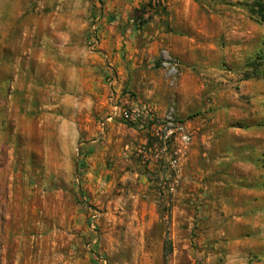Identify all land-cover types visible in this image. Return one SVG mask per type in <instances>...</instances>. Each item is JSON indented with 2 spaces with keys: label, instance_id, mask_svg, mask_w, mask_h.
<instances>
[{
  "label": "rangeland",
  "instance_id": "1",
  "mask_svg": "<svg viewBox=\"0 0 264 264\" xmlns=\"http://www.w3.org/2000/svg\"><path fill=\"white\" fill-rule=\"evenodd\" d=\"M147 1L0 0V264H264V17ZM110 70L194 130L173 194L99 128Z\"/></svg>",
  "mask_w": 264,
  "mask_h": 264
},
{
  "label": "built area",
  "instance_id": "2",
  "mask_svg": "<svg viewBox=\"0 0 264 264\" xmlns=\"http://www.w3.org/2000/svg\"><path fill=\"white\" fill-rule=\"evenodd\" d=\"M164 3V0H160ZM115 77L109 72L107 78L108 111L98 123L101 130L108 124L125 126L143 136L140 144L125 145L124 151L133 149L143 166L153 172L152 181L157 182L159 194H173L181 179V158L195 138L194 130L180 120L172 108L160 111L158 107L140 98H126L114 89Z\"/></svg>",
  "mask_w": 264,
  "mask_h": 264
},
{
  "label": "trees",
  "instance_id": "3",
  "mask_svg": "<svg viewBox=\"0 0 264 264\" xmlns=\"http://www.w3.org/2000/svg\"><path fill=\"white\" fill-rule=\"evenodd\" d=\"M160 0H148L147 3L144 4V6L140 7L138 12L140 13L139 16H141L144 13V10L146 9H152L155 10L158 7H160ZM255 5L257 7V11L261 17H264V0H255Z\"/></svg>",
  "mask_w": 264,
  "mask_h": 264
},
{
  "label": "crops",
  "instance_id": "4",
  "mask_svg": "<svg viewBox=\"0 0 264 264\" xmlns=\"http://www.w3.org/2000/svg\"><path fill=\"white\" fill-rule=\"evenodd\" d=\"M261 209H262V208H261ZM261 209H258V210L261 211ZM260 237H261V236H260L259 234H256V238H257V239H260ZM255 254H256V256L258 257L259 255H261V252L258 251V252H255Z\"/></svg>",
  "mask_w": 264,
  "mask_h": 264
}]
</instances>
